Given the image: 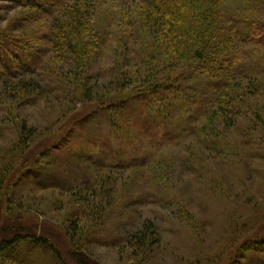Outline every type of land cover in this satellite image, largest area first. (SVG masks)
<instances>
[{"label":"rangeland","instance_id":"rangeland-1","mask_svg":"<svg viewBox=\"0 0 264 264\" xmlns=\"http://www.w3.org/2000/svg\"><path fill=\"white\" fill-rule=\"evenodd\" d=\"M137 3H92L94 21L87 32L103 36L104 49L94 53L86 68L85 88L98 89L94 90L97 95L92 100L85 90L82 102L77 84L71 79L63 85L62 78L55 75H66L70 66L50 61L48 53L44 54L49 46L42 37L51 34L47 29L51 20L48 15L12 0H0V31L33 42L20 56L12 53L11 62L0 63V171L14 154L15 164L22 163L16 152L21 142L27 141L34 154L41 153L39 145L51 139L75 113L83 117L102 114V119L89 121L79 138L73 139L72 155L79 147L92 150L90 141L97 143L94 145H98L99 153H104L101 139L111 135L112 149L103 161L126 160L134 164L127 170L118 165L107 170L94 163L88 166L76 160L63 162L77 176L71 192L41 187L29 179L18 182L15 177L4 184L3 196L0 193V241L11 239L17 232H33L53 241L63 264H264V93L259 94L258 84L264 80V44L239 46L243 58L259 67L260 77L250 86L246 79L236 77L235 82L248 93L254 89L259 94H248L242 115L230 114L228 117L235 118L231 122L225 119L227 116L215 114L209 119L212 124L206 134L190 133L178 139L187 114L161 108L167 116L163 122L156 113L159 104L151 107L149 102L114 99L121 95L117 91L119 81L125 83L121 84L123 92L141 84L135 73H140L142 54L136 53L139 46L135 43L146 37V32L141 28ZM224 7L238 17L264 21V5L259 9L256 0H227ZM16 72L38 79L42 86H48L47 90L42 94L33 92L29 97L10 93L19 79L3 80L8 73ZM99 98L114 107L119 103L116 108L129 115L132 123L138 114L135 123H151L154 135L142 142L132 138L123 141L134 133L125 128L118 139L119 121L105 115L103 104L95 105L94 100ZM252 101L257 105L253 106ZM252 106L262 111L261 121L251 118ZM23 126L30 129L31 137ZM40 158L46 162L43 156ZM101 159L95 157V162ZM40 170L43 175L52 173L45 165L36 167V172ZM26 172L23 170V174ZM91 181H98L94 196L88 192L93 189ZM102 181L106 182L104 187ZM102 190L107 195L105 199L100 198ZM86 193L97 200L96 208L81 201ZM11 200V211L7 212V201ZM77 221L85 227L72 238V225ZM140 232L148 234L147 243L137 249L133 235ZM74 251L85 255V260L74 256Z\"/></svg>","mask_w":264,"mask_h":264},{"label":"trees","instance_id":"trees-1","mask_svg":"<svg viewBox=\"0 0 264 264\" xmlns=\"http://www.w3.org/2000/svg\"><path fill=\"white\" fill-rule=\"evenodd\" d=\"M12 1L23 8L34 7L43 15H48L51 20H49L50 24L47 29L51 30V34L42 37L47 42L46 45L49 46L46 52L44 50V54L48 53L46 58H49L50 61L55 60L70 66L66 75L62 76L61 72H57L56 77L62 78L63 85L71 82L72 79L79 87L78 90L82 94L79 97L82 102L86 98L85 90L90 93L88 96L93 100L97 95L94 90L98 89L90 85L88 91L85 88L87 85L86 68L90 66L94 53L104 49V37L87 31H89L88 25L92 26L94 21L91 16L92 3L97 4L106 0ZM256 1L261 9L264 0ZM137 2L141 10L139 14L142 18L141 28L146 32V37L138 38L135 43L136 46H139L136 53L142 54V59L138 64L140 73H135L138 74L141 84L134 90L123 92L122 85L125 83L119 81L117 91L121 92V95L115 96L116 101L149 102L151 107L154 104H159L161 106L156 109V113L159 120L163 122L167 116H164L161 108L165 109L166 107L171 112L172 110L179 111L181 115L187 114L186 121L182 124L177 136L179 139L190 133L197 136L206 134L212 124L209 119L215 114L227 116L226 120L234 122L236 115H242L243 107L249 100L248 94L258 97L259 94L264 93V80H259V83L256 81L257 77L260 78L259 67L250 64L252 61L245 60L244 54L239 50L240 44L258 46L264 44V21L249 18V16L247 18L238 17L237 13L225 10L224 6L227 0H137ZM83 22H85V26ZM125 26L127 27V25ZM32 43L14 34L0 31V63L6 65L11 62L12 56L10 55L12 53L20 56L25 48L32 46ZM21 46L23 47L21 48ZM9 48L14 52L9 51ZM246 63L249 65L247 66ZM34 69H37V66ZM38 70L40 71L39 68ZM234 72L236 73L234 74ZM8 74L9 77L6 75L3 81L19 79L15 87L9 90L10 93H25L29 97L33 92L42 94L45 89L47 90L48 86H42L38 79L25 78V74L18 72ZM262 74L264 75V71L261 70ZM236 77L246 79L250 83L249 86L258 83L259 94L254 89L251 90L254 92L248 93L235 82ZM235 83H237L236 86L233 85ZM249 86L245 88L249 89ZM186 92L191 94L187 95ZM94 101L97 103H95L96 106L103 104L102 111L108 118L114 117L119 121L117 127L119 132L116 133L118 139H121L119 134L124 132L125 128L134 131V133H129L123 141L132 138L135 142L138 140V142H142L148 140L147 137L150 139L154 135L151 123L147 125L135 123L136 120H139L138 114L132 123L129 115L116 108L119 103H116L114 107L112 104L107 105L108 101L104 98ZM252 102L253 106L257 105V102ZM123 104L125 105V101ZM253 106L250 112L251 118L261 121L259 115L262 114V111H258ZM141 112L144 111L141 110ZM96 114L83 117L82 114L78 116L75 113L72 117L70 116L69 121L59 131L52 134L51 139L39 145L41 153L37 152V155L34 154L33 148L26 144L27 141L19 143L16 152L21 155L22 163L19 166L15 164L17 156L15 157L14 154L11 157L12 160L5 163L0 171V193L2 196L5 191L4 184L12 182L15 177L19 178L18 182L29 179L28 181H33L41 187H54L60 191L71 192L73 190L71 184L77 180V176L70 173L69 167L62 165L63 162L76 160L84 164L87 163L88 166L94 163L107 170H114L116 165L120 169L126 170L133 167L134 164L127 163L126 160H121L123 162L120 160L103 161L112 149L114 139L111 135L101 139L103 142L100 143V147L105 149L104 153H99L96 148L98 145H94L97 143L90 141L89 143L93 145L92 150H81L79 147L76 150L77 153L72 155L71 147H75L73 139L79 138L89 121L102 119V114ZM230 114L234 117H228ZM23 128L25 132H30L29 137H31L30 129H27L26 126ZM40 155L46 162H41ZM66 156L70 158L65 159ZM95 157H103V159L96 163ZM145 163L150 162L146 161ZM38 165L49 167V172L52 173L43 175L41 174L43 170L36 172ZM25 169L27 172L23 174ZM105 183L103 182L104 185L100 184L99 186L103 185L104 187ZM97 184L98 181L91 183L93 189L88 192L92 193V196H94L93 192L96 190L94 188L97 187ZM87 193L84 200L81 201L88 205L90 203L93 206L97 205V200L89 198L90 195ZM101 194L100 198L104 196L103 199H105L107 195L103 190ZM10 203L7 201V212L11 211L10 205L13 204V200ZM1 205L0 208L3 207V202ZM68 221H71V218ZM72 226L73 229L70 227L72 238L73 236L77 237L78 230L82 232V227H85L81 221L75 222ZM147 237L148 234L143 232L135 234L133 235V244L137 249H141L147 243ZM52 242L33 232L29 234L17 232L11 239L0 241V264H9V262L10 264H54L55 262L63 264L64 261L61 260L59 252ZM74 252V256L85 260V255L80 254L79 251Z\"/></svg>","mask_w":264,"mask_h":264}]
</instances>
